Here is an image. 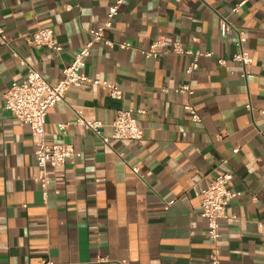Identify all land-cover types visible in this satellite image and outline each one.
Returning a JSON list of instances; mask_svg holds the SVG:
<instances>
[{"label": "crops", "instance_id": "crops-1", "mask_svg": "<svg viewBox=\"0 0 264 264\" xmlns=\"http://www.w3.org/2000/svg\"><path fill=\"white\" fill-rule=\"evenodd\" d=\"M239 2L124 1L104 30L113 45L94 42L81 69L116 84L122 98L91 83L66 89L47 114L46 141L72 144L80 155L48 167L43 195L30 128L3 107V94L28 66L49 83L61 79L114 0H0V264H208L214 244L201 190L225 172L240 195L220 225V264H264V0L234 11ZM43 27L53 29L60 52L26 42ZM238 30L253 59L248 79L231 60ZM158 36L212 55L186 74L189 55L139 52ZM185 84L190 94L175 91ZM121 109L134 111L140 140L104 143L75 123L80 110L106 133Z\"/></svg>", "mask_w": 264, "mask_h": 264}, {"label": "built area", "instance_id": "built-area-1", "mask_svg": "<svg viewBox=\"0 0 264 264\" xmlns=\"http://www.w3.org/2000/svg\"><path fill=\"white\" fill-rule=\"evenodd\" d=\"M126 0H114L106 13L105 20L91 32V38L86 41L78 52L74 55L71 62L62 71V78L55 83L47 82L43 76L32 66L27 67L25 78L21 82L13 81L3 94V107L8 110L20 123L29 126L32 141L35 145L36 168L37 172L34 179L39 183L43 195L45 188L49 183L48 167L56 168L66 163L69 158L79 156L72 144L64 142L48 143L46 141L45 122L49 110L64 98V93L69 87H80L85 83H91L106 90L114 99L122 98L121 89L114 83L88 78L81 72L86 59L90 54V48L96 41H102L111 46L112 42L105 38L104 30L111 27L112 20L117 14L118 8ZM247 0H240L234 11ZM224 29L228 31L230 24L224 20ZM0 38L4 40V35L0 31ZM246 35L243 30L237 31V52L231 60L242 66V76L246 79L252 78L253 74L248 71V66L253 62L252 57L244 48ZM26 42L37 47H46L54 52H60L61 46L55 43L53 29L43 27L31 33ZM120 48H130L128 43L119 44ZM139 52L145 57H155L164 53L186 54L191 56L190 62L186 67L185 73L191 74L199 67V60L203 57H210L212 52L201 50H190L184 48L179 42L168 41L164 37H156L152 40L146 49H140ZM219 65H224L225 60H217ZM177 92L191 93L189 85L185 84L177 88ZM246 108L252 112V106L246 105ZM190 113L191 120L199 121V115L196 108L190 104L185 106ZM260 116L264 118V107L258 110ZM134 111L121 109L116 118L111 122L109 132H104V125L93 119H87L80 110H76L75 123L85 127L93 132L102 142L108 143L110 139L115 140H140L142 130L138 126ZM67 124H59V128L64 130ZM136 171V169H134ZM232 174L225 172L217 175L205 188L201 190L200 215L206 220V235L214 244L213 253L209 257L208 264H220L217 242L220 240L221 223L229 218V202L240 195L230 189ZM103 258H99V261ZM41 264H53L46 261Z\"/></svg>", "mask_w": 264, "mask_h": 264}]
</instances>
